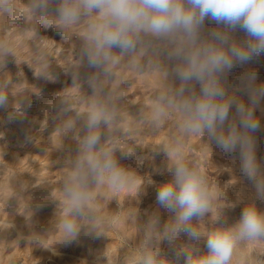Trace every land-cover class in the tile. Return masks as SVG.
<instances>
[{
	"label": "clouds",
	"instance_id": "9594fccd",
	"mask_svg": "<svg viewBox=\"0 0 264 264\" xmlns=\"http://www.w3.org/2000/svg\"><path fill=\"white\" fill-rule=\"evenodd\" d=\"M17 2L0 0V18L9 17L8 23L0 24V108L9 106L11 93L16 97L12 117L24 115L22 102L28 92L12 93L14 85L23 83H13L5 71L7 57H15L17 64L27 62L37 77L54 80L55 58L47 43L52 40L38 34V25H54L66 42L73 37L78 41L72 49L73 62L60 66L71 73V87L80 94L58 93L54 117L55 131L62 138L60 149L69 138L75 142L74 149H67L62 167L67 171L58 184L60 197L54 199L58 204L51 230L60 233L56 243L75 240L82 229L106 237L113 221L101 214V190L118 193L139 182L138 199L143 185L151 183L122 165L116 153L135 155L136 145L126 146L135 132L155 135L172 122L174 131L167 140L151 145L153 152L165 153L172 178L159 185L158 208L144 223H139L138 208L129 212L140 238L134 253L123 257V264L129 259L132 264H233L248 244H264V211L255 200L246 202L238 222L221 223L224 209L233 206L227 191L213 189L202 169L186 155L191 137H199L212 153L213 144L223 153L238 149L241 174L252 184L256 197L264 199V164L257 158L253 135L260 128L257 110L264 101V83H256L255 71L244 73L241 83L231 88L226 79L237 65L264 54V0H28L26 4L19 0L23 10ZM53 3L54 12L49 11ZM19 17L26 27L9 26ZM206 19L216 26L206 31ZM10 28L28 40L31 62L17 60L12 41L2 35ZM238 29L246 34L243 40L233 35ZM83 67L93 71L82 79ZM125 72L155 76L158 82L149 102L139 104L135 113L129 110L124 85L131 81L125 79ZM19 75L23 77L22 72ZM85 84L90 94L84 91ZM11 186L5 207L12 197L20 207L29 185L14 177ZM18 209L31 220V199L23 212ZM161 212L168 214L164 223ZM11 227L10 222L0 231ZM182 234L187 242L179 241ZM41 236L33 233L27 239L43 246ZM164 241L175 245L174 256L161 249ZM247 264H264V249L254 250Z\"/></svg>",
	"mask_w": 264,
	"mask_h": 264
},
{
	"label": "rangeland",
	"instance_id": "374dc122",
	"mask_svg": "<svg viewBox=\"0 0 264 264\" xmlns=\"http://www.w3.org/2000/svg\"><path fill=\"white\" fill-rule=\"evenodd\" d=\"M20 2L26 4L28 0ZM21 3L18 0L17 7L23 10ZM55 8L56 4L53 3L49 6V11L54 12ZM8 20V14H4L0 18V24L8 23ZM9 26L23 29L27 25L24 18L19 17ZM215 26V22L205 20L206 31ZM38 34L57 43L47 41L55 58L51 69L54 80L35 76L27 62L17 64L15 57L11 55L6 60L5 71L10 74L13 83H23L14 85L12 93H22L26 89L28 99L22 102L23 116L12 117V105L16 102V97L11 93L9 106L0 108V228L10 226V222L13 225L5 231H0V264H117V261L118 264H123V257L134 253L140 238L137 222L129 220V212L138 208L139 223H144L148 215L158 208L156 196L159 185L172 178V173L167 169L165 153L153 152L151 145L165 142L174 131V124L169 122L155 135L146 130L135 132L126 145L129 149L136 145L135 155L125 156L119 151L116 153L122 165L134 169L142 176L141 180L150 179L151 183L146 182L143 185L138 199L139 182L130 188H122L118 193L108 189L101 190L104 194L100 201L101 214L113 221V227L106 232V237H97L95 233L86 234L82 229L75 240L56 243L60 239V233L51 230L58 204L54 199L60 197L58 184L62 173L67 171L62 169L67 149H74L75 142L69 138L64 141L65 148L60 149L62 138L61 134L55 131L54 117L58 110V93L64 91L62 95L67 93L72 96L80 94L77 88L71 87V73H65L61 67L73 62L72 49L78 41L73 37L72 42H66L58 28L43 23L38 25ZM2 35L12 41L18 61L31 62L32 47L24 36L15 28L8 29ZM233 35L237 40H243L246 34L238 29ZM92 71L86 67L81 68V78ZM249 71L257 73V84L264 83V54L253 57L248 63L237 65L231 70L226 77L228 86L231 88L239 85L241 76ZM21 72L23 77L19 75ZM124 76L126 80L131 81V84L125 83L124 87L127 88L129 110L135 113L139 104L149 102L152 91L157 87V78L128 72H125ZM84 91L90 94L91 89L85 84ZM238 95L247 100L243 93ZM79 108L84 110L83 105H79ZM257 116L260 128L253 135L256 139L257 158L264 164V101L257 110ZM212 148L213 153L204 146L199 137H191L187 141L186 155L202 169L213 189L218 186L220 190L227 191V200L233 206L224 209L221 223L227 226L238 222L246 202L250 199L255 200L258 209L264 211V199L256 197L252 184L240 172L239 150L228 154L223 153L215 144ZM138 161L142 163L138 165ZM14 177L23 180L29 188L25 197L20 200V207L15 197L10 198L5 207L4 201L13 191L11 185ZM30 199L34 214L28 221L17 209L19 207L18 211L23 212ZM167 219L168 214L161 212V223ZM200 227L204 229V225ZM33 233L42 235L40 239L44 247L36 241L29 242V236ZM179 241L187 242L188 237L182 234ZM201 247L204 249L203 242ZM258 247L264 249V244H248L233 258V264H247L248 257ZM161 249L170 257L174 256L175 245L164 241ZM125 264H132V261L129 259Z\"/></svg>",
	"mask_w": 264,
	"mask_h": 264
},
{
	"label": "bare ground",
	"instance_id": "6f19581e",
	"mask_svg": "<svg viewBox=\"0 0 264 264\" xmlns=\"http://www.w3.org/2000/svg\"><path fill=\"white\" fill-rule=\"evenodd\" d=\"M31 227V226H30Z\"/></svg>",
	"mask_w": 264,
	"mask_h": 264
}]
</instances>
